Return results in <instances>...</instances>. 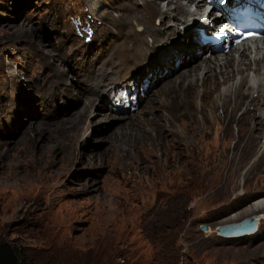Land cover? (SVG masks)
<instances>
[{
	"label": "rangeland",
	"instance_id": "1",
	"mask_svg": "<svg viewBox=\"0 0 264 264\" xmlns=\"http://www.w3.org/2000/svg\"><path fill=\"white\" fill-rule=\"evenodd\" d=\"M97 1L93 16L86 0H0V241L20 250L22 264H264V224L251 235L216 231L264 195V165L255 170L250 152L235 175L216 166L218 126L209 122L203 132L199 111L192 113L201 86L189 95L193 103L169 86L170 126L155 132L148 123L164 113L153 108L184 68L162 63L163 50L189 44L186 34L142 56L140 46L151 42H141L139 19L124 23L111 9L132 0ZM106 11L119 23L95 18ZM135 75L149 90H129L124 105L137 107L121 114L112 91ZM36 121L44 127L32 129ZM237 131L233 123L231 137ZM244 190L249 200L229 207Z\"/></svg>",
	"mask_w": 264,
	"mask_h": 264
},
{
	"label": "bare ground",
	"instance_id": "2",
	"mask_svg": "<svg viewBox=\"0 0 264 264\" xmlns=\"http://www.w3.org/2000/svg\"><path fill=\"white\" fill-rule=\"evenodd\" d=\"M129 3V5H126L118 4L117 2V5H111V9L118 17L122 18L124 23H128L131 14L133 15L132 17L139 19V21L136 19L138 24L136 29L141 35V42L144 41L145 38H149V42H151L148 44L147 48L140 46L142 56L145 55L146 51L151 50L152 47H158L159 50L163 49L164 45L170 42L173 36L177 37L176 39L178 41L180 37H183V33L186 34L185 39H187V43H189L187 45L184 44V47L179 46L174 51L166 48L163 50L161 56L162 63H174L177 70L183 65L184 68L180 69L176 76L169 79L167 82L170 81V83L165 85L166 87L161 90L163 98L159 101V105L153 109H156V111L161 109V113L165 110L163 113L165 116L162 114L154 117L152 120H148V123L156 124L152 130L155 132L165 131V129L170 126V119L168 117V111L166 110L168 105L165 103L163 94L165 93V89L169 88V86H180V88L185 91L184 98L190 101V103H193L189 95L190 93H194L199 85L202 89H200L199 92H195L198 102L196 109H194L192 113H195V110L199 111L200 121L202 122L201 131L206 132V127H208L209 122H214L218 126L217 133L221 136L219 141L222 144L220 149H217L218 141L215 144V149L221 152L214 159L216 166L229 165L233 172L232 174L235 175L240 165L244 163L251 152L255 155L253 159V162H255V170L261 168V166L264 165V37L247 38L238 45L233 52L228 51L224 53L207 54L203 58L200 57V59L192 61L204 48L202 39L199 36L200 32L198 27L212 29L211 21L218 19L216 16L212 17V12L205 13V0H142L141 5L138 4V0H132ZM86 5H88V11L94 16V14L97 13L96 11L100 8L101 3L97 0H86ZM112 11H106L107 14L104 12L102 14L100 13L95 18L97 19L99 16H102L108 19L111 17L109 18L110 24L116 25L119 23V19L117 16L114 17L115 14ZM179 13H182V16ZM156 18L160 24L153 27L151 24ZM103 29L104 27L100 28L99 34H101L100 32ZM151 35H155L156 37H152ZM179 43L181 42L179 41ZM90 51L91 48H87L84 53L87 54ZM72 52L74 53L73 49ZM43 53H45V56H49L47 50L43 51ZM205 53H207V50H205ZM51 58L54 59L53 57ZM175 77H180L181 80L178 81ZM146 81L147 83L145 84L142 82V76L137 77V75H135V79L130 81L134 84L125 85L123 88L116 90V92L112 91L114 93L112 99L114 95H117L120 99V102L117 104L115 103L116 98L114 102L111 101L113 106L117 107V110H124L121 114L131 115L134 113L137 107L136 103L130 102V105L127 106L124 105L125 101H123V99L129 96L127 95L129 90L131 91L130 93L134 94L136 88L139 89L140 86L141 88L143 86L142 89L145 87L149 90V81L148 79ZM133 85L135 89H131ZM146 91H144V94ZM238 109L241 110L239 114H237ZM86 111L88 112V109H86ZM75 113L79 114L81 121H83V118L87 117V115L83 116V114H81V110ZM161 119L164 120L162 121ZM233 123H235L238 130V134L235 137H231V127ZM43 124V122L36 121V123L32 125V129L35 126L42 128L44 127ZM194 126L195 124L193 123L192 128L196 129L197 127L195 126L194 128ZM168 131V133L174 132L171 129ZM232 138L234 139V143L230 145ZM115 139L114 137V140ZM227 151L232 152L230 157L227 156ZM233 167H236V170H233ZM242 181H244V175L241 176L238 185L242 184ZM262 189L261 187L255 188V194L262 192ZM247 192L246 190L238 192L234 197V200L237 202L231 201L229 207L244 205L253 195L249 193L248 196H245ZM224 211L220 210V212H217V215H220ZM261 212H263L262 215H260ZM245 216L256 218V231H249L241 235L256 234L257 230L260 228L259 226L264 224V220H262V218L264 219V195L255 197L254 200L244 207L241 214L238 215L234 213L229 219L240 220ZM209 228L210 227L204 230L207 231ZM216 231L220 234L217 227Z\"/></svg>",
	"mask_w": 264,
	"mask_h": 264
},
{
	"label": "water",
	"instance_id": "3",
	"mask_svg": "<svg viewBox=\"0 0 264 264\" xmlns=\"http://www.w3.org/2000/svg\"><path fill=\"white\" fill-rule=\"evenodd\" d=\"M256 223L257 220L255 217L246 216L238 221L220 223L217 225V229L222 235H241L249 231L255 230ZM200 228L207 229L208 225L205 223H201Z\"/></svg>",
	"mask_w": 264,
	"mask_h": 264
},
{
	"label": "trees",
	"instance_id": "4",
	"mask_svg": "<svg viewBox=\"0 0 264 264\" xmlns=\"http://www.w3.org/2000/svg\"><path fill=\"white\" fill-rule=\"evenodd\" d=\"M0 264H22L20 250L7 241H0Z\"/></svg>",
	"mask_w": 264,
	"mask_h": 264
}]
</instances>
